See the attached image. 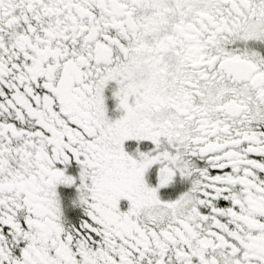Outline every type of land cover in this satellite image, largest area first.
<instances>
[{
  "label": "snow or ice",
  "instance_id": "snow-or-ice-1",
  "mask_svg": "<svg viewBox=\"0 0 264 264\" xmlns=\"http://www.w3.org/2000/svg\"><path fill=\"white\" fill-rule=\"evenodd\" d=\"M0 264H264V0H0Z\"/></svg>",
  "mask_w": 264,
  "mask_h": 264
}]
</instances>
